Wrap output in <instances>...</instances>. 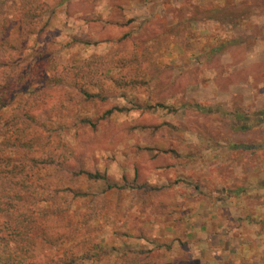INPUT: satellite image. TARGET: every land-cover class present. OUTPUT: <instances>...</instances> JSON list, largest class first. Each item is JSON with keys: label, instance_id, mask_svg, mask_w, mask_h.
<instances>
[{"label": "rangeland", "instance_id": "obj_1", "mask_svg": "<svg viewBox=\"0 0 264 264\" xmlns=\"http://www.w3.org/2000/svg\"><path fill=\"white\" fill-rule=\"evenodd\" d=\"M0 96L9 264H264V0H0Z\"/></svg>", "mask_w": 264, "mask_h": 264}, {"label": "trees", "instance_id": "obj_2", "mask_svg": "<svg viewBox=\"0 0 264 264\" xmlns=\"http://www.w3.org/2000/svg\"><path fill=\"white\" fill-rule=\"evenodd\" d=\"M84 96L87 97V99H92V98H95L99 95L86 93ZM0 104L2 106L5 104L3 99L1 98V96H0ZM159 106L164 107L163 105H156V107H159ZM120 111L121 110L118 108H112V109L108 110L107 115H112L115 112H120ZM79 174L86 176L90 180H101V179L107 180V177L105 175L100 174V173L94 174V173H90V172L81 171ZM136 188H139V189L145 188L146 189L147 186L146 185H136ZM54 239H59V237L54 235L50 240L52 241ZM5 240L0 241V264H9L8 262H10V261H15L18 258L20 259L21 253L23 252L22 247H20L18 245V243H16L14 241V243L16 245L14 247H12L11 240L10 241L9 240L5 241ZM99 248H101L99 245L94 244L91 248L85 250L82 257L85 260H91V258H94L95 256H99L98 255Z\"/></svg>", "mask_w": 264, "mask_h": 264}]
</instances>
